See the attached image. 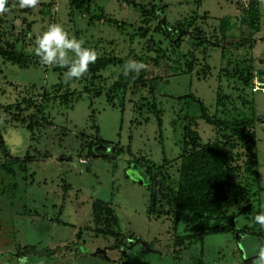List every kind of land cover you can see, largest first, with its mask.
<instances>
[{"label": "rangeland", "instance_id": "374dc122", "mask_svg": "<svg viewBox=\"0 0 264 264\" xmlns=\"http://www.w3.org/2000/svg\"><path fill=\"white\" fill-rule=\"evenodd\" d=\"M261 1L249 0L262 3L257 18L243 0H5L0 264H254L264 249V228L252 234L264 214ZM52 23L96 59L130 55L143 67L128 83V61L66 80L34 54ZM188 94L212 118L249 122L209 124ZM209 145L220 178L208 158L189 188L181 169ZM239 189L258 203L219 204Z\"/></svg>", "mask_w": 264, "mask_h": 264}, {"label": "clouds", "instance_id": "9594fccd", "mask_svg": "<svg viewBox=\"0 0 264 264\" xmlns=\"http://www.w3.org/2000/svg\"><path fill=\"white\" fill-rule=\"evenodd\" d=\"M37 2L38 0H19L21 7H32ZM7 11L5 0H0V13H6ZM34 54L44 65L66 68L64 72L66 80L81 78L87 73L89 64L96 61L94 50L85 47L82 39L71 36L62 25L57 23L49 24L36 37ZM142 67V63L129 61L124 68V73L135 72ZM254 219L261 228H264V214L257 215ZM256 256L257 259L254 264H264V249H260Z\"/></svg>", "mask_w": 264, "mask_h": 264}, {"label": "trees", "instance_id": "16d2710c", "mask_svg": "<svg viewBox=\"0 0 264 264\" xmlns=\"http://www.w3.org/2000/svg\"><path fill=\"white\" fill-rule=\"evenodd\" d=\"M245 10H246V13L248 14V16H254V17L258 18V16H259L258 8L252 2H249V5H248L247 9L245 8ZM132 59H133V57L130 58V55L127 56L124 59H119L117 57H99V58L96 59L95 63L89 64L88 72H95V71H97V70H99V69H101V68H103V67H105V66H107L109 64H113V63H116V62H118V64H124L125 63L124 61H128L129 62V60L132 61ZM150 61H151V64L154 67H159L160 63L158 62V60L153 59V60H150ZM54 69H57V67H55ZM137 74H139V71H135V72L129 71L127 74L124 73L123 77L126 78V83H128L129 79H130L129 77L135 76ZM188 95H189V97L193 98L194 101L197 102L198 108H199V110L201 112V114H200L201 117L209 124L217 125V126H220L222 128H228L230 126H243L244 124L249 122V118H242V119H236V120H223V119L212 118L206 112L205 107H204V105H203V103L201 101L197 100L194 97V95H192V94H188ZM1 140H2V138H1V135H0V142H1ZM218 153H219L218 152V147H216V146L213 147L212 145H209L208 147H206V148H204L202 150H199L195 154L191 155L190 156L191 162L187 166H185V167H183L181 169V172H180L181 173V177H182L181 182L185 181L188 184L189 188H190V185L191 186L194 185L197 182L196 174L199 171L198 169L205 167V164H203V163L209 162L210 160L208 158H211L212 160L210 162H213L215 164L214 168H212L213 169L212 170V176H215V178H220L218 173H220L222 171V163L220 161V155ZM146 171H147L146 174L147 173H151L149 169H146ZM152 177L153 176L151 174L149 178L152 179ZM166 179H168V178H166ZM160 186L163 187L161 184H160ZM165 195H166L165 193L162 194V196H165ZM176 196H174V193H173L171 195L172 200L177 202L178 204H181L183 201H181L178 198H176ZM239 196H245V197H249V198L252 197V199H253V196H255L256 197L255 201H256V203H258L257 193L249 194V192L246 189L245 190L239 189V190H236L233 194L224 195L222 197L223 198L222 201L219 202V204H223V205H225V204L227 205L229 203L232 204V202H235L234 197L236 198V197H239ZM105 204H102V202H100V201H97L95 204H93V207L95 205L94 208L96 209L95 216H100L101 210H99V209H100V207H102ZM210 204H213L212 199L207 200V202H205L204 206H199V205H193L192 206L191 205L190 208H194L195 207V208L199 209V208H203V207L209 206ZM109 213H112V212L109 211ZM112 215H113V213H112ZM259 215H261L260 211H259ZM257 225H258L257 230L255 232H253L252 234H260V225L258 223H257ZM210 232H213V233L223 232V230L222 229L211 230Z\"/></svg>", "mask_w": 264, "mask_h": 264}, {"label": "built area", "instance_id": "2783aa9c", "mask_svg": "<svg viewBox=\"0 0 264 264\" xmlns=\"http://www.w3.org/2000/svg\"><path fill=\"white\" fill-rule=\"evenodd\" d=\"M249 0H243V6L245 7V8H247L248 7V5H249ZM248 3V4H247ZM260 16H261V18L263 19V21H264V7H263V10H262V12H260ZM257 88V87H256Z\"/></svg>", "mask_w": 264, "mask_h": 264}, {"label": "crops", "instance_id": "0c3cea01", "mask_svg": "<svg viewBox=\"0 0 264 264\" xmlns=\"http://www.w3.org/2000/svg\"><path fill=\"white\" fill-rule=\"evenodd\" d=\"M261 2H263V0H262ZM261 5H262V3H260V4H259L258 8H260V9H261V7H262Z\"/></svg>", "mask_w": 264, "mask_h": 264}]
</instances>
